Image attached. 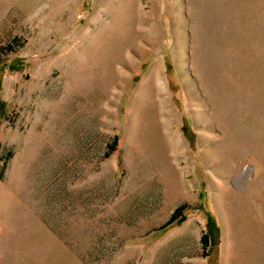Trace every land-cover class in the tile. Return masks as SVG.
<instances>
[{
    "label": "rangeland",
    "instance_id": "1",
    "mask_svg": "<svg viewBox=\"0 0 264 264\" xmlns=\"http://www.w3.org/2000/svg\"><path fill=\"white\" fill-rule=\"evenodd\" d=\"M0 264H264V0H0Z\"/></svg>",
    "mask_w": 264,
    "mask_h": 264
},
{
    "label": "bare ground",
    "instance_id": "2",
    "mask_svg": "<svg viewBox=\"0 0 264 264\" xmlns=\"http://www.w3.org/2000/svg\"><path fill=\"white\" fill-rule=\"evenodd\" d=\"M125 14V13H124ZM129 15L132 16V9L129 10ZM153 66L151 67V69L148 71V73L145 75L144 77V80L142 81V83L139 85V88L137 90V93H136V97H138V102L139 103H145V102H152V100L154 99L155 96H158L162 93H165L166 92V86L163 82V79L161 78L162 75H160V68H159V65L157 64H152ZM160 93V94H159ZM233 94V93H232ZM158 99V98H157ZM167 100V99H166ZM166 100L163 98H160L159 100V103L161 105H164L166 103ZM215 100V99H214ZM213 104V103H212ZM221 106V105H220ZM160 107V106H159ZM216 107V106H214ZM152 108V107H151ZM158 108V107H157ZM144 109V108H143ZM160 109V108H158ZM160 111V110H159ZM162 111H163V108H162ZM161 112V111H160ZM159 114V112L157 111L156 114ZM157 114V116H159ZM160 114H163V113H160ZM156 116V115H155ZM162 116V115H161ZM160 116V117H161ZM152 118V117H151ZM155 120V119H154ZM156 120H159V118ZM166 120H164L165 122ZM156 122V121H154ZM158 122V121H157ZM163 122V121H162ZM163 122V124H165ZM159 126V125H158ZM162 126V125H161ZM171 128V125L169 126ZM168 129V128H167ZM165 129L166 131L164 132L165 134H162L164 137V141L166 142V147L169 148V149H172V148H182L183 145H182V142L180 140L181 137L178 136L177 132L174 131V130H167ZM157 130V128H156ZM160 130V129H159ZM159 132V131H157ZM133 133V132H132ZM130 134V132H129ZM128 134V135H129ZM135 134V133H134ZM156 134V133H155ZM160 134V133H159ZM158 134V135H159ZM127 135V136H128ZM137 135V134H136ZM157 135V136H158ZM132 136V135H131ZM132 138V137H131ZM130 138V139H131ZM139 138V137H138ZM134 139V137H133ZM132 139V140H133ZM151 139V138H150ZM153 139V138H152ZM151 139V141H152ZM169 139V141H168ZM136 140V139H135ZM152 144V143H151ZM160 147V146H159ZM165 151V150H164ZM249 169H246V172L248 171Z\"/></svg>",
    "mask_w": 264,
    "mask_h": 264
},
{
    "label": "trees",
    "instance_id": "3",
    "mask_svg": "<svg viewBox=\"0 0 264 264\" xmlns=\"http://www.w3.org/2000/svg\"><path fill=\"white\" fill-rule=\"evenodd\" d=\"M116 146H117V137H115L113 139L112 143L109 145L108 152L106 154V157H108L110 153H112V152L115 151ZM184 209H185L184 206L177 207L172 212V214L169 217L168 221L159 230L165 229L166 227L170 226L174 222H177L178 220L182 219L183 218L182 212H183ZM200 242H201L203 248L206 250V248H207V239H206V236L205 235L201 236Z\"/></svg>",
    "mask_w": 264,
    "mask_h": 264
}]
</instances>
